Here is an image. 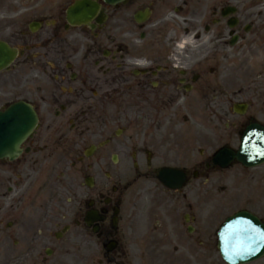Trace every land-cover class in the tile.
Instances as JSON below:
<instances>
[{"label":"flooded vegetation","instance_id":"obj_1","mask_svg":"<svg viewBox=\"0 0 264 264\" xmlns=\"http://www.w3.org/2000/svg\"><path fill=\"white\" fill-rule=\"evenodd\" d=\"M94 1L102 24L70 28L63 0H0V41L19 52L0 111L39 119L0 158V264L175 262L176 247L201 261L221 213L158 167L176 156L200 200L225 172L209 150L264 126V0Z\"/></svg>","mask_w":264,"mask_h":264},{"label":"water","instance_id":"obj_2","mask_svg":"<svg viewBox=\"0 0 264 264\" xmlns=\"http://www.w3.org/2000/svg\"><path fill=\"white\" fill-rule=\"evenodd\" d=\"M94 8L92 4L87 2L77 3L69 11V22L76 24L78 18L83 17L81 21L89 19L91 12H95L93 11ZM0 55L5 62L4 65H6L9 54L4 50L1 51ZM36 124L37 118L30 108L15 106L7 114H0V139L26 136L35 128ZM8 149L7 140L0 142V155ZM237 159L248 162L246 164L249 166L262 163L264 161V133L258 135L255 131H250L244 138L243 147L238 153ZM172 174L175 175L172 172L164 173L165 176ZM170 187L174 188V186ZM220 239L222 240L223 256L229 264H247L264 256V228L252 217L240 215L235 220L230 221L222 230ZM226 240H231L235 244L227 245Z\"/></svg>","mask_w":264,"mask_h":264},{"label":"rangeland","instance_id":"obj_3","mask_svg":"<svg viewBox=\"0 0 264 264\" xmlns=\"http://www.w3.org/2000/svg\"><path fill=\"white\" fill-rule=\"evenodd\" d=\"M66 0H63V4L65 5ZM5 75H0V79L5 78ZM227 106H230V104H227ZM221 128V127H220ZM176 155V154H175ZM174 159H176V156H174ZM175 165H181L177 161L174 163ZM242 172V173H241ZM261 173V174H259ZM264 175V170L259 171H248L243 172L239 168L234 169L232 172L225 173L224 175H216L212 177V180L210 182H207L205 184V193H203L202 198L200 199V205H199V199L190 196L188 194L190 191H192L191 188H187L185 190V193L187 194L188 202L190 205L194 206H203L207 210L208 215L210 214V211H213L215 208H222L231 205L233 208H240V207H246L248 205H251L253 207H256L259 214L264 217V194L262 191H258V189H248L249 187H255V185L252 184H244V185H236V182L238 179H241L242 181H250L253 180L255 177H262ZM211 179V178H210ZM202 183L205 181L202 180ZM239 182V183H240ZM217 187V188H213ZM228 190V191H227ZM225 191V192H224ZM258 193V194H257ZM147 205H150L147 203ZM212 236L211 234H208L207 237ZM196 251L198 254L202 256L201 261L194 260L193 259V251H189L187 248L183 247H176L174 252H170L171 255L176 257V261L174 264H200L203 263L202 261L205 260L206 264H222L218 258L216 257V254L214 252L209 253H203L196 248ZM164 259H160L158 262H155L154 264H169V262H163ZM190 261V262H189ZM178 262V263H177ZM209 262V263H207ZM255 264H264V260L257 262Z\"/></svg>","mask_w":264,"mask_h":264}]
</instances>
